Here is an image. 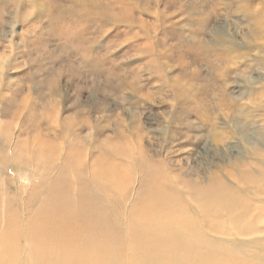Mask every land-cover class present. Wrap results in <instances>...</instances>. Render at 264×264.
Segmentation results:
<instances>
[{"label": "rangeland", "instance_id": "374dc122", "mask_svg": "<svg viewBox=\"0 0 264 264\" xmlns=\"http://www.w3.org/2000/svg\"><path fill=\"white\" fill-rule=\"evenodd\" d=\"M0 149L22 219L93 203L130 260L146 214L206 224V192L264 173V0H0Z\"/></svg>", "mask_w": 264, "mask_h": 264}, {"label": "bare ground", "instance_id": "6f19581e", "mask_svg": "<svg viewBox=\"0 0 264 264\" xmlns=\"http://www.w3.org/2000/svg\"><path fill=\"white\" fill-rule=\"evenodd\" d=\"M0 161L3 165L6 161L2 149ZM243 181L242 194L232 190L204 194L199 208L208 217L206 224L197 223L188 210L181 220L176 213L163 220L160 210L146 214L149 220L133 228L136 257L131 260L124 256L119 230L110 220L101 219L103 215L93 203L63 220L54 221L53 215L24 220L12 210L10 200L0 199V264H264V238L248 244L235 239L220 244L203 231L206 225L211 232H225L229 226L226 220L236 226L231 228L234 235L257 230L264 214V208L255 209L258 196L264 194V173L260 177L249 174ZM79 215L86 219L69 222ZM222 217L227 218L225 222ZM56 222L61 225L57 227ZM249 244V249L257 252L242 255V247Z\"/></svg>", "mask_w": 264, "mask_h": 264}]
</instances>
